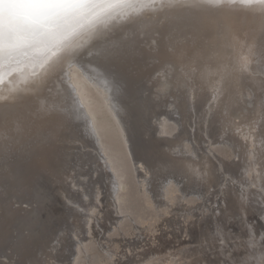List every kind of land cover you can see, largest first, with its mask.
Listing matches in <instances>:
<instances>
[{
	"label": "rangeland",
	"instance_id": "rangeland-1",
	"mask_svg": "<svg viewBox=\"0 0 264 264\" xmlns=\"http://www.w3.org/2000/svg\"><path fill=\"white\" fill-rule=\"evenodd\" d=\"M166 1L171 2L131 0L104 14L123 0H94L49 15L23 38L17 37L18 14L34 11L30 0L3 3L9 36L0 48L8 46L7 52H16L31 67L0 93V108L15 107L20 125H46L35 132L19 130L12 117L0 125V264H242L237 259L248 254L247 248H259L249 242L257 237L248 222L260 239L264 186L250 182L251 200L242 199L241 175L251 147L242 143L235 151L230 138L238 121L253 122L257 109H264V91L244 77L232 104L227 88L214 102L216 90L205 71L217 63L204 66V51L215 48L213 36L223 32L209 24L180 26L171 15L143 28L152 10ZM98 43L112 49L97 63L119 90V120L97 86L79 78V71L71 76L69 61L90 51L95 62ZM77 78L86 88L79 84L74 90L68 80ZM62 79L90 120L67 117L64 103L54 101L53 89ZM259 161L264 164V158Z\"/></svg>",
	"mask_w": 264,
	"mask_h": 264
},
{
	"label": "bare ground",
	"instance_id": "bare-ground-1",
	"mask_svg": "<svg viewBox=\"0 0 264 264\" xmlns=\"http://www.w3.org/2000/svg\"><path fill=\"white\" fill-rule=\"evenodd\" d=\"M18 1H20L19 4L22 5V3L24 4L26 1L28 2L29 0H18ZM105 2H106V0H101L100 3L104 4ZM166 2L167 3L163 7L152 10V12H153L152 17H149L148 19L145 20L143 28L153 19H156V18L160 19L163 16L171 15V16H176L174 18L176 21H174V22H176V24L180 25V26H183V25H189V26L194 25V26H196V25L209 24V25H213L215 27H218L223 32V35L221 37H218L217 35H215V37L213 36L214 40L218 39V42L217 41L214 42L215 48H213L212 50H207L208 52L204 51L206 59L208 58L207 61H205L204 66L207 65L211 60H215L217 63V66L215 67V69L212 70V69L208 68V70L205 71V73L207 74V77L209 79L210 86H212V88H215V90H216L214 93L215 94L214 102H217L220 99V94H222V92H224V90L227 88V90L229 91V94H228L229 98L228 99H229V102L231 103V101L235 97L236 92L239 91L238 87H240V84H241L240 81L244 77L253 81L257 88H261L264 91V3H261L260 0H251V2H249V0H171V2H168V1H166ZM3 3H5V0H0V41L8 38V36H9V34L6 33L7 30H5V23H4V12L5 11L2 7ZM18 15H19V17L17 20V25H18L17 37H20V38L26 37L30 33L39 29L38 26L41 25L44 20L48 19V16H49L48 14L39 13L36 11H33L32 13H27L25 11V9H21L19 11ZM178 20H179V22H177ZM150 23H149V25H150ZM153 25H154V23H153ZM57 26H59V25H57ZM151 27H152V25H151ZM188 28L190 30V27H188ZM186 30H187V28H186ZM202 30H203V28H202ZM144 31H146V30H144ZM93 48L95 50V53L93 54L92 57L95 60V62L93 60H89V58H88V54L90 51H84V53H82L80 56H75L73 59H71V61H69V63L73 62V64H74L73 68L71 69V72H72L71 76L73 74H79L80 73L79 78L84 77L83 80L87 79L88 81L92 82L95 86H97V88H99L100 92L104 95V98L106 99V102L109 105V108L111 109L112 113H114L116 118L119 120L120 116L118 115V113L120 111V107L117 103V98L115 96V94L119 90L115 86L116 83L109 77L108 72L105 70V67H101L99 65L100 63H97V60H101L103 57H108L111 55V53H112L111 46L102 45V44L98 43V45H96ZM120 48L121 47H119V48L117 47L116 52L119 51ZM7 49H8V46L0 48V93H2L4 91H8L12 87V85L15 83V81H17V79L24 76V74L31 67V65H30L31 63L26 64V62H24L20 58L21 57L20 55H18L16 52L9 53V52H7ZM18 49H19V47H18ZM194 51H197V50H194ZM91 52H92V50H91ZM243 54L245 55L244 57H242ZM193 55H195L194 52H193ZM211 58H213V59H211ZM229 58L231 59L230 60V66L228 65L229 67H226L227 59H229ZM163 59L166 60V58H163ZM256 60H257V62H255ZM67 64H65V65H67ZM20 66H22V67L20 68ZM174 66H175V64H174ZM259 66H260V68L263 69V71H259V69L258 70L255 69V67H259ZM254 69L256 71H254ZM64 71L67 72V77H64V79H65V78H68L69 74H68L67 68ZM78 71H79V73H78ZM36 81H37V79H36ZM76 81L77 82L73 81V79H72V81L68 80V82L70 84L71 83L74 84V86H73L74 90L79 89L80 86H81V88L82 87L86 88V86H87L86 82L84 83L83 81H80V79H78ZM58 82L59 83H58L57 87L55 89H53V98L55 99L54 101H59V102L64 103L61 106V108H62V110L65 111L66 116L71 118V116L73 114H75V116H78V118L80 120H82V117L85 118V116H87V119L90 120L91 118H90V116H88L86 110L80 109L79 104L75 103L74 92L70 91V89L67 87V84H65L63 82V79L59 80ZM76 83H78V84H76ZM79 84H80V86H78ZM240 94H242V92H240ZM224 95H225V92H224ZM9 97H10V95H9ZM80 99H81V96H80ZM41 100H42V98H41ZM77 100H79V99H77ZM12 104H14V103H12ZM82 104H83V102H82ZM43 105H44V103H43ZM55 105H56V103H55ZM14 108H9L6 112L3 110V108H0V125H1V122L3 120H5V117H8V118L12 117L13 121L15 122V126H16V127L14 126L15 128L19 127L21 129V127L23 126L24 129H25V127H27L26 130H28V131L32 130L35 132L39 128H43L44 125H46L44 121H42L44 124L39 122L40 127L37 126L38 124H32V123L30 124V122H25V121H24V125H20V123H21L20 119L14 113ZM257 111H258V116H256L255 121H253V122L238 121L237 124H235V125H237L238 132H233L232 137L230 138V142H233V148L235 149V151H238L236 148L241 147L242 143L245 144L246 148L249 146L251 147V148H249L250 149L249 153H250L251 159L247 163V166H246L245 171H244L245 175H247V176H244V172H242V175H241L242 178L244 177V179L246 181H249V183H247L245 180L241 181L242 185L246 186V188H243V193L241 195L242 199L244 201L245 200L246 201L251 200L250 199L251 197H249L250 193L248 191L251 183H253L255 185L259 182L261 187L264 186V164L259 161L261 158H264V130H263V128H261L262 126H264V109L259 107L257 109ZM40 112H41V110H40ZM43 115H45V114H43ZM47 116H48V114H47ZM28 117H30V116L28 115ZM28 117H26V118H28ZM260 119L263 121L262 123L259 122ZM92 121H94V120H92ZM31 122H32V120H31ZM120 122H121V120H120ZM84 123H86V122H84ZM92 124H95V123H92ZM11 126H12V124H11ZM122 126H124V125H122ZM16 130H14V131H16ZM45 130H46V128H45ZM123 130H124L123 134H124L125 140L127 142L131 141V136L129 135V130L126 128H123ZM2 133H3V131L0 130V139H2V136H3ZM96 133H97V131H96ZM96 135H97V137L99 136L98 134H96ZM228 135H230V134H228ZM259 137H260V139H257ZM56 138H57V135H56ZM100 141H101V139H100ZM98 143H99V141H98ZM104 154H105V152H104ZM106 158H108V157H106ZM108 161H110V160H108ZM243 161L246 163L247 158L244 157ZM110 166H111V163H110ZM136 167L139 169L144 168L143 164L140 162H137ZM54 180H55V178H54ZM119 184H120V182H119ZM253 188H254V186H253ZM118 190H119V188H118ZM224 191H226V190L224 189ZM252 196H253V194H252ZM261 202H264V199ZM24 205H25V207H27L26 204H24ZM13 207H14V204H13ZM15 207H16V204H15ZM64 210H66V209H64ZM67 211H69V210H67ZM36 212H37V210H36ZM247 216H248V212L245 214V217H247ZM248 225L250 227V229H249L250 233L257 237V239L255 237L249 239V242H250V244L252 243V244L258 245L259 248L258 249L254 248V249H252L253 251H251V250H249V248L246 247L247 248L246 253H248V254L240 260L237 259V262L242 261V264H264V245L262 246V244L264 243V231L261 232L262 236L259 239L260 235H256L257 233H256L255 225L253 223H250V222H248ZM236 236H237L236 238H238V236L240 237V235H238V234ZM27 238H28V236H27ZM221 240L223 242L226 241L225 233H221ZM234 245L237 247V249H239V246L237 243H235ZM223 253H224V251H223ZM4 258H5V260H7L6 257H4ZM250 258H254V259L251 260ZM144 261L148 262V260H144ZM150 262H148V263L150 264ZM162 264H164V263H162ZM232 264H238V263H232ZM239 264H241V263H239Z\"/></svg>",
	"mask_w": 264,
	"mask_h": 264
},
{
	"label": "snow or ice",
	"instance_id": "snow-or-ice-1",
	"mask_svg": "<svg viewBox=\"0 0 264 264\" xmlns=\"http://www.w3.org/2000/svg\"><path fill=\"white\" fill-rule=\"evenodd\" d=\"M94 0H30L31 8L39 13H44L48 15H54L61 9L73 8L84 4H92ZM131 0H123L121 3L110 4L108 8L105 9L104 14H109L110 12L117 11L127 6ZM251 2V0H249ZM264 3V0H260Z\"/></svg>",
	"mask_w": 264,
	"mask_h": 264
}]
</instances>
